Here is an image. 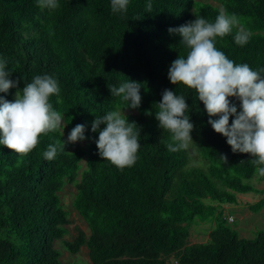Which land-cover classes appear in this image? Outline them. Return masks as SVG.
I'll return each mask as SVG.
<instances>
[{
  "label": "trees",
  "instance_id": "obj_1",
  "mask_svg": "<svg viewBox=\"0 0 264 264\" xmlns=\"http://www.w3.org/2000/svg\"><path fill=\"white\" fill-rule=\"evenodd\" d=\"M211 1L219 5L129 0L126 12L113 13L111 0H57L56 9H41L37 0H0V59L13 73L9 79L19 81L0 97L13 102L35 75H51L61 91L50 103L65 116L68 135L76 125L85 126V139L77 141L85 145L67 144L52 160L43 152L65 140L59 129L41 134L25 156L0 145V264H75L63 261L57 242L68 255L85 248L90 264H264V232L240 238L228 225L232 215L218 213L207 241H189L192 226L213 219L222 204L236 203V194H258L260 200L248 208L264 207V189L247 183L254 176L264 181L250 162L254 158L233 152L227 138L213 130L194 89L168 79L172 62L186 51L179 46L181 37L168 29L195 20L194 13L214 21L221 7L236 14L252 35L237 45L234 28L215 39L217 49L235 63L264 68V0ZM127 78L142 85L137 109L109 90ZM165 89L186 98L200 164L192 163L188 147L166 148L170 134L159 128L154 105ZM229 100L239 112V100ZM116 109L140 128L141 147L130 167L102 160L96 141L106 126L91 130L96 117ZM234 119L229 117V127ZM71 185V208L89 234L77 229L66 240L71 213L60 195Z\"/></svg>",
  "mask_w": 264,
  "mask_h": 264
},
{
  "label": "clouds",
  "instance_id": "obj_2",
  "mask_svg": "<svg viewBox=\"0 0 264 264\" xmlns=\"http://www.w3.org/2000/svg\"><path fill=\"white\" fill-rule=\"evenodd\" d=\"M129 0H111L113 13L127 11ZM37 7L56 9L57 0H37ZM151 11L152 4H147ZM196 19L177 27L169 28L170 34L181 37L179 46L186 50L178 54L168 72L172 85H183L194 89L197 99L203 103L210 117L208 123L213 130L226 137L233 152L250 154V162L256 165V174L264 177V68L253 70L248 64H238L218 50L215 39L224 37L237 29L234 40L237 45L248 43L252 33L246 29L240 18L221 7L214 21L195 14ZM13 73L7 70V61L0 59V92L7 93L17 88L19 81L9 79ZM139 82L127 78L118 87L111 86L112 96L128 102V108L137 109L142 97ZM59 82L51 75H35L31 83L17 90L15 100L10 102L0 97V145L21 156L30 153L39 143V137L64 125L65 116L53 108L50 97H59ZM229 98L240 102V111ZM58 104L62 103L57 99ZM155 105V119L159 128L167 131L169 140L165 142L169 152H179L192 141L190 133L194 125L186 111L189 109L186 98L172 90L165 89L162 101ZM146 115H153L151 111ZM219 119H211V117ZM235 119L229 127V117ZM99 131L96 145L102 160H107L118 168L130 167L137 159L141 147L140 128L135 122H129L125 111L119 109L96 117L92 123V132ZM85 126L76 125L67 140L49 144L43 156L54 159L58 152L65 151L67 144L83 141ZM63 136V135H62ZM193 142V141H192ZM225 160V157H221ZM243 162V161H241ZM22 161L18 160L19 167Z\"/></svg>",
  "mask_w": 264,
  "mask_h": 264
},
{
  "label": "rangeland",
  "instance_id": "obj_3",
  "mask_svg": "<svg viewBox=\"0 0 264 264\" xmlns=\"http://www.w3.org/2000/svg\"><path fill=\"white\" fill-rule=\"evenodd\" d=\"M201 2H211L213 5H219L215 1L211 0H199ZM66 126L65 122H63ZM65 140H67L68 133L67 127L59 128ZM70 149H74L78 145H85L83 142H76L75 144H70ZM189 155L192 158V163L196 162L197 164L201 163L200 158L196 154L195 147L192 141L188 143ZM191 164V161H190ZM204 164V163H203ZM85 169L84 161L81 162V172ZM253 187L264 189V181H259L256 176L247 181ZM75 189L74 187L67 186L61 193V201L67 209L71 213L70 220L71 224L67 226L68 234L64 237L66 240H72L76 236L77 229L82 230L85 234H89V230L83 220L76 214L74 210H72V200L74 198ZM261 196L255 193H247V194H236V203L233 204H222L218 209L216 216L213 219L208 221L198 223L195 226H192L190 231V243L196 242H205L208 240L209 231L215 226V219L218 213H221L222 217L233 216L234 221L232 223H228V225L234 229L240 238L245 239H253L257 232H264V207L258 211L253 212L248 208L249 204H254L258 200H260ZM229 214V215H227ZM232 220V218H231ZM56 248L62 252L63 261L71 260L75 264H90L88 258V252L85 248L81 249V251L76 255L66 254L62 250L61 243H56Z\"/></svg>",
  "mask_w": 264,
  "mask_h": 264
},
{
  "label": "built area",
  "instance_id": "obj_4",
  "mask_svg": "<svg viewBox=\"0 0 264 264\" xmlns=\"http://www.w3.org/2000/svg\"><path fill=\"white\" fill-rule=\"evenodd\" d=\"M231 220V219H230Z\"/></svg>",
  "mask_w": 264,
  "mask_h": 264
}]
</instances>
